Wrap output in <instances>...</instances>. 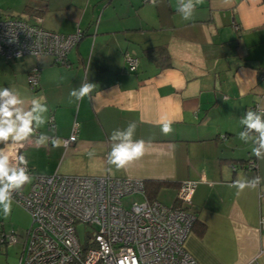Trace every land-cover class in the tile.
<instances>
[{
  "label": "crops",
  "instance_id": "obj_1",
  "mask_svg": "<svg viewBox=\"0 0 264 264\" xmlns=\"http://www.w3.org/2000/svg\"><path fill=\"white\" fill-rule=\"evenodd\" d=\"M177 6L178 0H0L8 16L30 22L39 16L46 29L82 32L68 64L0 55V89L15 90L26 109L35 98L47 104L46 123L22 149L32 181L55 172L128 176L161 184L151 195L165 205L174 202L181 182L197 181L187 251L198 264H264V159L239 138L244 113L255 103L264 109V0H198L189 21ZM160 47L169 59L159 61L150 52ZM126 54L138 58L136 71L127 70ZM34 67L39 80L31 89ZM85 81L96 85L90 97L70 102L69 92ZM161 117L172 121L167 136ZM131 122L137 125L134 139L145 141L144 154L117 169L108 164L109 137ZM73 131L76 139L65 147L62 140ZM40 134L57 138L60 146L51 140L38 145ZM252 157L254 170L246 167ZM254 177L260 178L255 188L237 194L229 187ZM6 220H13L24 247L30 215L13 202L7 219L0 215V235ZM5 251L0 264H9Z\"/></svg>",
  "mask_w": 264,
  "mask_h": 264
},
{
  "label": "built area",
  "instance_id": "obj_2",
  "mask_svg": "<svg viewBox=\"0 0 264 264\" xmlns=\"http://www.w3.org/2000/svg\"><path fill=\"white\" fill-rule=\"evenodd\" d=\"M41 21L39 16L29 22L0 13V55L9 59L52 57L56 64H68V51L82 32H56L43 27ZM124 60L128 71H136V57L126 54ZM38 77L39 69L34 67L28 74L31 88L38 85ZM256 111L264 109L256 104ZM75 139L73 131L62 143L67 147ZM24 146L25 141L0 149L24 156ZM255 167V161L248 162L249 169ZM27 168L31 175L28 164ZM197 184L193 180L181 182L174 202L165 205L149 198L144 181L138 178L36 174L26 192L19 189L12 194V201L31 217L18 264H198L185 247L196 222L191 198ZM126 197L135 199L126 206ZM77 224L88 228L83 240ZM260 227L264 228V216ZM16 240L13 229L4 231L0 246Z\"/></svg>",
  "mask_w": 264,
  "mask_h": 264
},
{
  "label": "clouds",
  "instance_id": "obj_3",
  "mask_svg": "<svg viewBox=\"0 0 264 264\" xmlns=\"http://www.w3.org/2000/svg\"><path fill=\"white\" fill-rule=\"evenodd\" d=\"M155 2V0H153ZM198 0H178L177 12L184 21L193 19ZM95 84L85 81L78 88L69 92L75 101L90 97L95 89ZM44 98H35L31 101L30 109L25 108V101L19 94L8 87L0 89V143L11 142L21 144L34 136L36 130L46 123L44 116L48 111ZM240 124L244 130L239 133L240 140L251 142L254 146L252 154L257 159H264V112L247 110L240 118ZM172 121L161 117L160 131L167 136L172 133ZM136 123L131 122L121 130L116 129L109 139L112 141L111 150L108 153V164L115 165L117 169L124 168L129 162L140 158L144 154L145 141L135 140ZM54 147H59L57 138H49L40 134L36 143L47 146L49 140ZM92 155V153H89ZM27 160L22 155H12L0 149V211L7 219L12 210V194L29 183L31 177L28 173ZM260 183L259 177L251 180H237L229 185L238 189L237 194L245 188H255Z\"/></svg>",
  "mask_w": 264,
  "mask_h": 264
},
{
  "label": "rangeland",
  "instance_id": "obj_4",
  "mask_svg": "<svg viewBox=\"0 0 264 264\" xmlns=\"http://www.w3.org/2000/svg\"><path fill=\"white\" fill-rule=\"evenodd\" d=\"M4 12L3 10L0 9V12ZM4 14L8 15L6 12H4ZM31 177V176H30ZM32 181V177H31V180L29 183L26 184V191L28 190L29 188V185ZM24 191V190H23ZM135 199L133 197H126L124 200H123V204L128 206L130 204V202ZM158 201H160L161 203H163L165 201V199H157ZM165 204V203H163ZM0 215H2V211H0ZM5 225H6V230L5 231H9L11 229H13L16 234H17V242L15 241L14 244L11 243V244H7L5 246H0V252L3 253V254H6L5 250L7 249V255H8V259L6 261H8L9 264H18V261H19V258L21 256V250L23 247V236L22 237H19V231L18 229L15 227H13V220H6L5 222ZM77 228V231H78V234H79V238L81 240H83V238L87 235V232H88V228L86 226H84L83 224H77L76 226ZM25 233V232H24ZM19 239V240H18Z\"/></svg>",
  "mask_w": 264,
  "mask_h": 264
},
{
  "label": "trees",
  "instance_id": "obj_5",
  "mask_svg": "<svg viewBox=\"0 0 264 264\" xmlns=\"http://www.w3.org/2000/svg\"><path fill=\"white\" fill-rule=\"evenodd\" d=\"M144 1V0H143ZM1 14H3V16L5 17H9V18H20V17H14V16H8V15H5L3 12H0ZM23 19V18H22ZM28 21V20H27ZM30 22V21H29ZM32 22V21H31ZM153 56L157 59V60H166V59H169V55L167 53V50L163 47H160V48H155V49H151V51ZM135 57V56H134ZM137 58V57H136ZM138 59V58H137ZM133 72V71H132ZM31 89H34V88H31ZM256 104L258 103H255L253 106L250 107L249 110H253V111H256ZM259 105V104H258ZM260 107V105H259ZM221 138H225V135H221ZM4 145V143H0V148ZM255 161V157H252L250 159H248L246 161V167L248 168V162L249 161ZM251 170H254V169H251ZM161 184H158V183H153V184H148V183H145V191H146V194L148 195L149 198H153V196L151 195V192L152 191H155L158 187H160ZM3 232V231H1Z\"/></svg>",
  "mask_w": 264,
  "mask_h": 264
}]
</instances>
